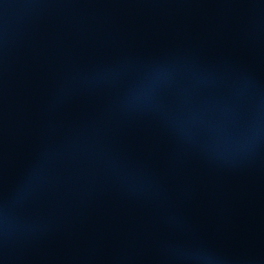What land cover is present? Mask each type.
Here are the masks:
<instances>
[{
	"label": "rangeland",
	"instance_id": "obj_1",
	"mask_svg": "<svg viewBox=\"0 0 264 264\" xmlns=\"http://www.w3.org/2000/svg\"><path fill=\"white\" fill-rule=\"evenodd\" d=\"M0 264H264V0H0Z\"/></svg>",
	"mask_w": 264,
	"mask_h": 264
},
{
	"label": "built area",
	"instance_id": "obj_2",
	"mask_svg": "<svg viewBox=\"0 0 264 264\" xmlns=\"http://www.w3.org/2000/svg\"><path fill=\"white\" fill-rule=\"evenodd\" d=\"M210 32V29H208ZM197 39V38H194ZM183 41L180 44H177L175 49L173 50V54L177 60L180 61V66L172 67L170 69L176 70L178 73V76H180L179 71H181L183 77H187L189 72H192L193 70L197 69V62L195 59V55L198 51V48L195 44L191 42V38L189 37L188 40L182 39ZM186 82V79L183 78V84ZM191 92H197V89L192 90ZM228 104L232 108H238L237 103L233 101H228Z\"/></svg>",
	"mask_w": 264,
	"mask_h": 264
}]
</instances>
